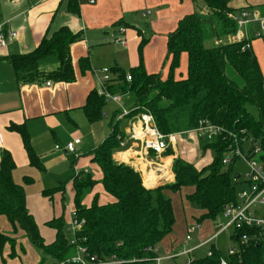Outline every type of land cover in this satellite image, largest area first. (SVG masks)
<instances>
[{"label":"trees","instance_id":"trees-1","mask_svg":"<svg viewBox=\"0 0 264 264\" xmlns=\"http://www.w3.org/2000/svg\"><path fill=\"white\" fill-rule=\"evenodd\" d=\"M191 1L194 4L201 1L209 10L208 18H203L193 8L177 20L167 36L164 64L160 70L148 72L143 66L141 58L145 39H141L139 63L128 69L108 67L115 80V84H110L108 88L110 92L121 95L132 92L134 98L130 107L136 108L130 114L150 113L162 134L194 131L200 120L221 126L224 131L211 141L199 138L201 153L211 149L212 160L197 168L192 162L177 156L170 167L173 180L146 187L139 171L113 158V153L122 149L121 142L125 136L119 125L120 119H116L119 112L115 111L109 120L108 135L91 153L92 161L101 172L100 179L92 178L89 171L74 173L71 177L72 210L78 219L84 220L75 233V242L71 243L65 237L62 213L46 221L56 231L54 239L46 242L26 206L23 186L16 183L12 176L15 162L9 151L2 150L0 216H4L12 226L13 234L0 231V254L4 245L10 243L12 252L9 255H16L14 234L21 232L38 249L41 261L50 258L51 264L71 256L78 246L85 247L88 257L94 256L97 262L104 264H111L112 256L123 264H149L150 258L157 253L148 247L156 248L174 224L169 191L178 192L185 186L190 187L186 198L201 209L199 219H213L226 206L237 202V184L246 182L250 186V179L246 177L242 180L234 169L238 157L231 156L226 164L222 163V159L234 143L232 133L237 138L247 139L249 150L254 145L259 147L253 157L264 167V74L252 51V39L251 47L245 50H241L242 43L233 39L237 25L230 14L237 10L228 5L229 0ZM67 9L76 14L77 1L68 0ZM81 35V31L62 25L49 36L42 37L31 51L8 55L7 61L21 83L39 78L72 82L75 74L70 45ZM209 35L214 41L205 44ZM45 59H53L57 64L43 71L40 61ZM78 65L80 72L89 69L88 57H79ZM127 74L130 80H126ZM106 104L105 98L97 94V88L90 90L82 106L86 119L96 121L102 118ZM249 106L256 108L257 118L251 114ZM7 128L20 136L27 163L42 169L25 124L12 122ZM172 153L171 147L164 151V155ZM23 178L26 182L32 181L30 177ZM98 183L110 199L100 202L95 193L88 205L83 204L85 192ZM42 195L63 203V182L43 189ZM199 219L195 222L200 223ZM243 234L248 238L245 242L241 240ZM260 236L262 234L258 229L242 226L230 235L236 244L233 254L223 255L212 244V238L204 243L211 244L207 249L210 254L204 253L185 264H220L222 257L228 264H264V243Z\"/></svg>","mask_w":264,"mask_h":264},{"label":"crops","instance_id":"crops-1","mask_svg":"<svg viewBox=\"0 0 264 264\" xmlns=\"http://www.w3.org/2000/svg\"><path fill=\"white\" fill-rule=\"evenodd\" d=\"M76 1L78 11L73 14L67 9L68 0H0V23L4 24V29L16 32V36L8 38L6 46L0 50V157L2 150L10 152L15 162L12 171L14 180L18 166H25L26 155L20 136L7 128L12 122L25 124L30 134L32 147L44 165L54 164L59 155L64 158L66 154L73 157L75 169L84 166L82 171H88L86 169L90 166L88 160L91 164L94 163L92 150L105 139L107 134L102 118L88 121L82 110L88 92L93 88H98L97 70L101 67L116 66L125 69L124 66H129L128 68L136 66L139 63L138 46L141 39H145L141 58L143 66L148 72L160 70L165 57L169 32L181 16L195 8L191 0H94L93 3L87 0ZM154 8L153 17L149 22L152 33L147 37L144 36L143 30L125 20L124 14L127 11L132 12L137 9L146 11ZM62 25H67L73 31L82 33L81 38L70 45L74 81L56 82L43 78L26 83L18 81L16 72L7 61L8 55L31 51L42 37L49 36ZM110 25L117 28V34L114 36L118 37L112 39L124 41V44L115 41L116 43L113 42L114 47L107 45L108 50H103L102 43L111 41V39L104 40L109 36L104 27ZM117 44L123 48V51H126L127 63L123 62L122 54L117 50ZM120 51L123 52L121 48ZM81 56L88 57L90 66L84 72H80L78 65V58ZM55 64H57L55 60L45 59L40 61V68L47 71ZM47 81L49 84L46 83ZM132 103L133 101L125 107H130ZM102 114L107 116L106 111ZM116 119H120V122L125 120L121 125L125 136L121 142L122 149L116 150L113 156L118 162L130 164L139 171L142 180L144 179L143 183L150 185L146 187L151 188L171 182L173 175L170 167L177 156L192 162L197 168L212 160V158L206 159L205 156L196 158L195 148L199 144V137L195 131L185 132L188 140L176 138L171 146L173 153L163 154L159 161H156L162 165L158 169L159 173L156 170L153 173L154 169H150V172L148 168L151 166L147 167V164H143L142 168L140 165L142 160L147 161L145 160L147 156L150 158L153 156L146 153L140 140L129 136L131 130L129 118L116 117ZM79 128L88 131L78 132ZM74 138L80 140L76 145V156L67 153L62 147ZM55 144H59L61 148H55ZM47 149H49V156L46 158L42 154ZM79 153H81L80 156ZM187 205H189L187 207L192 220L187 218L183 224L186 230L190 224L195 223V214L200 213L199 210L190 211L193 208L192 203ZM70 209L72 210V207ZM210 229L208 227L204 233L198 230L196 236L199 242L181 250L178 246L172 245L174 236L169 233L158 243L157 255H173L191 249L187 254L175 255L163 260V262L172 261L177 257H183L187 263L189 258L195 257L194 252L206 245L198 247L200 243L212 236L207 235ZM190 240L191 238L185 241L184 236L181 245L187 246Z\"/></svg>","mask_w":264,"mask_h":264},{"label":"rangeland","instance_id":"rangeland-1","mask_svg":"<svg viewBox=\"0 0 264 264\" xmlns=\"http://www.w3.org/2000/svg\"><path fill=\"white\" fill-rule=\"evenodd\" d=\"M228 5L231 8H234L235 10H240L244 7H249V9H257V10H263L264 9V0H229ZM194 9L196 12L202 15L203 18H208L207 13L208 9L207 7L201 2L198 1V3L194 4ZM144 9H137L132 12L127 11L124 14L125 20L131 25H134L138 27L139 29L143 30L144 36L147 37L152 33V30L150 28V19L153 17V13L155 11L154 9H150L148 14L142 15ZM130 12V13H129ZM206 26L207 23H205ZM209 27V26H208ZM257 25L255 24V28ZM107 29L108 35L104 40L106 39H111V41L107 43H102V48L103 50H108L107 45H110L114 47V41L115 37L114 34H117V28L113 26H107L104 27ZM246 28H249L247 26ZM210 29V28H208ZM244 29V28H243ZM250 32V31H249ZM114 36V37H113ZM123 38V37H121ZM214 38L212 35H209L208 39H205V44H211L213 43ZM252 51L254 55L256 56V59L259 63L261 72L264 74V31H262V37L259 39H252ZM118 52L122 54L123 62L127 63V56H126V51H123V48L119 46V44L116 45ZM120 48L123 52L120 51ZM138 58V55H137ZM125 69H127L129 66H124ZM121 103L124 106H129L130 102L133 101V93L128 92L127 94L121 95ZM132 105V104H131ZM249 111L251 114L257 118V111L256 108L253 106H249ZM119 112L120 109L116 104H112L111 102H108L104 108L103 112L106 111L107 116H102V122H105V128H106V136L109 133V120H111L113 113L115 110ZM117 117V116H116ZM125 120H122V122ZM122 122L119 123L120 127L122 125ZM75 128V127H74ZM84 132L88 131L85 130L84 128L78 129V132ZM187 134L185 133H178L176 138L177 139H183V140H188ZM105 136V137H106ZM248 144H244L242 147V150L244 151L247 149ZM53 150V148H51ZM116 152V151H115ZM114 152V153H115ZM196 152V158L197 157H202L205 156L206 159H211L213 156V152L211 149H206L205 152L202 154L200 151L199 146L195 148ZM44 154H42L43 157H48L49 156V149L43 151ZM113 153V154H114ZM231 152H226L223 156L228 157L230 156ZM38 154V153H37ZM64 154V153H63ZM71 154V153H70ZM81 153H79L80 156ZM65 155V156H64ZM64 158H61L59 155L55 163H48V166L44 165L42 162V159L39 156L40 162L42 164V169H37L33 166H30L27 161L25 160V166H18L16 172H15V182L18 184H21L24 188L26 197H27V202H28V208L31 211V214L36 222L39 234L43 237V239L46 242H50L54 239L56 231L55 228L51 227L49 224H46V221L51 219L52 217H55L56 214L60 215L62 213V226L64 229L65 237L68 240H73L75 238V234L71 229V224H70V211L72 207V182H71V177L74 173H84L82 170L84 169L83 167H79L75 169L74 166V159L71 155H66L64 154ZM83 157V156H82ZM80 158V157H79ZM114 158V156H113ZM115 159V158H114ZM147 161L145 162L144 160L141 161V167L143 168V164H147L151 166L148 168V171L151 172L153 170L154 166L152 162L159 161V158H146ZM257 159V158H256ZM88 160V159H87ZM117 161V160H116ZM52 162V161H51ZM145 162V163H144ZM22 164V165H23ZM88 164L90 165L89 167H86V169L89 171V174L91 175L92 178L94 179H100L101 177V172L96 166L95 163L91 164L90 161L88 160ZM151 169V170H150ZM234 169L236 172L239 173L240 177L242 180H245L247 176V165L245 160L242 158H238L234 164ZM155 169L154 172L155 173ZM146 173V172H145ZM30 177L32 179L31 182H26L23 177ZM144 180V179H143ZM59 182H63L64 184V200L63 203L58 200H51L47 198L46 196L42 195V190L45 188H53L58 185ZM145 185V183H144ZM145 186H150V185H145ZM157 186V185H156ZM150 188V187H148ZM243 188H248V185L246 182H242V184H237L236 185V190L240 191ZM190 191V187L185 186L180 189L178 192H171L169 191V197L171 199L172 207H173V214H174V224L172 226L171 231L169 232L174 236L172 239L173 243L176 247L178 246L179 249H183L184 247H189L190 245L197 244L199 242L196 232L199 230V232L204 233L207 231V228L210 227V232H207V235H212L214 232L217 231L219 226L221 224H224L227 222V218L224 217L222 213L217 215L213 219H199V216L201 215V209L197 207L195 204H192L190 211H197L199 210V214H195V220L199 219V228L195 230L193 235L191 236V240L188 242L187 246L181 245L184 236L186 235V229L183 227V224L187 220V218H191L189 208L187 206L188 203H190L187 198L186 194ZM97 194L98 200L100 202H107L110 199V195L106 193L101 185L98 183L96 184L92 190L89 192H85V194L82 197V202L87 205L90 203V200L92 197ZM195 208V209H194ZM0 231L4 233H11L12 232V226L8 223V221L5 219L4 216H0ZM233 231V226L230 225L226 230L221 231L217 234L216 237H214V240L212 241V244L216 246L217 249L221 251L223 255H227V251L230 247L236 246L235 242L232 241L230 238V235ZM168 233V234H169ZM15 236V241H14V249L16 252V255H9V253L12 252V249L10 247V243L7 245H4L2 253L0 254V264H51L52 259L47 258L41 261V254L39 253L38 249L35 248L33 245H31L26 237L21 233L18 232L14 234ZM171 240V239H170ZM211 244L206 245L202 247L201 249L197 250L194 252L193 256L199 257L202 256L204 253H207V249H209ZM161 264H185V261L183 257H177L172 261H165L162 262Z\"/></svg>","mask_w":264,"mask_h":264},{"label":"built area","instance_id":"built-area-1","mask_svg":"<svg viewBox=\"0 0 264 264\" xmlns=\"http://www.w3.org/2000/svg\"><path fill=\"white\" fill-rule=\"evenodd\" d=\"M87 1L89 3L94 2V0ZM148 13L149 10H146L143 15ZM230 16L237 25V29L233 36L234 41L237 43H242L241 50L250 48V40L262 36V31H264V11L244 7L240 10H237L236 12L231 13ZM255 24L257 25L256 28ZM3 26L4 24L0 23V50L6 46L8 38H13L16 36L15 31L4 29ZM247 26H249V28H246ZM115 41L124 44V41L117 39ZM96 79L98 81L97 94L103 96L107 102L114 103L119 107L120 111L117 114V117L123 118L129 115L127 116L131 123L129 136L132 139L140 140L143 144V149L147 154H150L154 158H160L164 154V151L167 149V147H171L175 143L178 133L162 134L160 131H158L153 116L148 112H139L131 115V111L136 107H125L121 103L122 96L118 93L110 92L108 88L110 84L115 82V80L112 79V74L108 67L99 68L97 70ZM126 80H130V76L128 74L126 75ZM46 83L49 84V81H47ZM194 131L199 138L211 141L219 134H221L224 130L219 125L200 120ZM230 135L233 137L234 143L232 146L230 145V150L228 151L231 152L230 156L224 157L222 159V163H228L231 159V156L234 155L245 160L248 168L246 177L250 179L251 184L248 188L239 191L238 200L235 204L228 205L223 209L222 213L224 217L227 218V222L221 224L217 231L214 232L209 239L200 243L198 247L216 237L219 232L226 230L230 225L233 226V231L241 229L242 226H250L258 229V231L262 234V237L260 236L259 238L264 243V167L259 161L256 160L255 157H253L257 155L259 147L257 145H254L253 149L251 148V150H249L250 148L248 147L243 151L242 145L249 144L248 140L237 138L236 135L232 133H230ZM79 142V138H74L73 140L65 143L62 147L67 153H72L74 156H76V145ZM55 148H61V146L59 144H55ZM152 164L154 166L153 168L156 171H158L159 167L162 166L157 162H152ZM75 215V212L71 210L70 224L74 234L78 229L81 228L82 224L84 223L83 219H78ZM197 228H199V223L197 222L190 224L187 227L185 241H188L191 238L192 233H194ZM241 240L245 242L248 240V238L245 234H243L241 235ZM70 242L74 243L75 238ZM148 249L154 250L157 253V249L155 247H148ZM235 250V246H232L228 249L227 254H233ZM190 251L191 249H187L181 251L180 253L167 256L156 254L155 256L150 258L149 264H161L165 259L172 258L175 255L187 254ZM85 252V247L78 246L76 251L71 256L55 264L105 263L101 261L97 262L94 256L88 257ZM207 254H210L209 250L207 251ZM115 259L116 258H114L113 256L111 257V264H123V261ZM191 259L192 258H189L188 262ZM220 264H228V262L222 257L220 258Z\"/></svg>","mask_w":264,"mask_h":264}]
</instances>
